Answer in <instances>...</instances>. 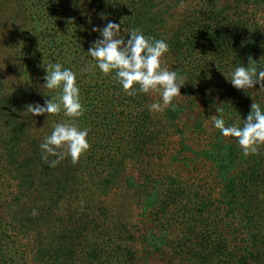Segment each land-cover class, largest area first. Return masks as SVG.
<instances>
[{
  "label": "trees",
  "instance_id": "1",
  "mask_svg": "<svg viewBox=\"0 0 264 264\" xmlns=\"http://www.w3.org/2000/svg\"><path fill=\"white\" fill-rule=\"evenodd\" d=\"M108 22L169 45L162 66L185 78L175 110L150 111L159 93L129 96L95 66L92 29ZM0 45V264L257 262L264 145L245 156L212 116L223 103L243 126L253 100L264 110V89L230 82L249 56L264 69V0H0ZM56 63L76 74L75 121L26 108L60 94L43 86ZM63 122L90 149L50 167L40 144Z\"/></svg>",
  "mask_w": 264,
  "mask_h": 264
},
{
  "label": "clouds",
  "instance_id": "2",
  "mask_svg": "<svg viewBox=\"0 0 264 264\" xmlns=\"http://www.w3.org/2000/svg\"><path fill=\"white\" fill-rule=\"evenodd\" d=\"M68 23L71 24L72 20L69 19ZM92 31L99 32L102 39L93 42L87 53L96 61L95 66L103 74L114 73L113 78L129 96L137 94L136 85H139L138 91L142 93H159L162 104L151 103L148 106L150 111L160 112L169 106L175 110L172 102L181 95L180 88L185 85V78L180 75V69L170 71L162 66V58L169 51L165 41L147 37L138 29L130 30L127 35L130 38L126 39L122 35L121 25L114 22H108L103 29L94 27ZM257 63L249 56L247 66L239 65L232 72L231 84L244 91L256 85L264 89V69L258 70ZM45 69L47 75L43 86L49 90H62L58 96L46 99L44 105L28 104L27 111L32 116H48L59 115L63 109L64 115L75 121L85 111L80 101L76 74L70 69H62L60 63L49 64ZM89 70L85 68L83 71ZM222 104L215 105L217 115L212 116L214 127L224 137L236 138L245 156L259 154L260 146L264 145V110L253 100L243 126H227ZM87 137L88 130L79 129L74 122L57 123L52 133L40 144L42 159L48 162L50 156L56 157L51 160L50 167H56L66 157H70L72 163L76 164L90 149ZM32 214L36 215L35 210Z\"/></svg>",
  "mask_w": 264,
  "mask_h": 264
},
{
  "label": "rangeland",
  "instance_id": "3",
  "mask_svg": "<svg viewBox=\"0 0 264 264\" xmlns=\"http://www.w3.org/2000/svg\"><path fill=\"white\" fill-rule=\"evenodd\" d=\"M3 42H4V41H2V43H3ZM2 45H3V44H2ZM2 45H0V46H2ZM205 136H207L206 133H204V134L202 135V138L204 139ZM202 138H201V139H202ZM171 152H172V148H171L170 146H168V148L164 149V151H163L164 154H170ZM259 252L261 253V255L259 256L260 258L257 260L256 263H253V264H264V249L261 248V249L259 250Z\"/></svg>",
  "mask_w": 264,
  "mask_h": 264
}]
</instances>
